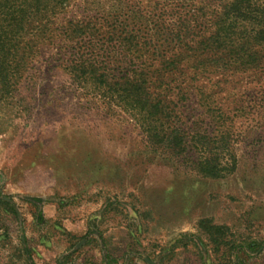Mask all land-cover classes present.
Returning <instances> with one entry per match:
<instances>
[{
  "label": "rangeland",
  "instance_id": "rangeland-1",
  "mask_svg": "<svg viewBox=\"0 0 264 264\" xmlns=\"http://www.w3.org/2000/svg\"><path fill=\"white\" fill-rule=\"evenodd\" d=\"M125 1L146 13L168 3ZM99 2L73 0L55 34L98 15ZM101 3L112 12L120 0ZM53 53L42 47L0 106V198L16 211L0 214V264H264V49L250 65L186 51L165 81L180 150L79 88ZM206 159L225 176L202 174ZM202 220L228 228L232 261Z\"/></svg>",
  "mask_w": 264,
  "mask_h": 264
},
{
  "label": "trees",
  "instance_id": "trees-1",
  "mask_svg": "<svg viewBox=\"0 0 264 264\" xmlns=\"http://www.w3.org/2000/svg\"><path fill=\"white\" fill-rule=\"evenodd\" d=\"M72 1L0 0V106L13 99L40 49L52 48L54 62L79 88L116 102L139 117L152 138L180 150L183 137L170 125L178 117L165 81L192 58L186 51L208 59L228 52L236 62L246 57L250 65L264 49V0H164L168 3L147 13L125 0L107 12L100 0L95 3L98 15L88 16V22L72 21L55 34V19ZM217 162L204 160L202 174L223 178L227 170ZM1 213L16 215L0 198ZM199 229L217 251L227 248L232 261L228 228L202 220Z\"/></svg>",
  "mask_w": 264,
  "mask_h": 264
}]
</instances>
